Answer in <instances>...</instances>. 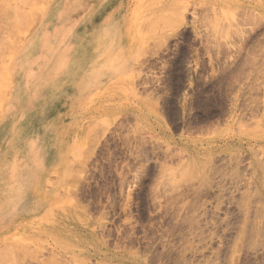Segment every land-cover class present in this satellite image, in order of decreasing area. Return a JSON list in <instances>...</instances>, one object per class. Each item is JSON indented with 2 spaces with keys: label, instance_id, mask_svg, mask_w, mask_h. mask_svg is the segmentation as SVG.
Listing matches in <instances>:
<instances>
[{
  "label": "rangeland",
  "instance_id": "374dc122",
  "mask_svg": "<svg viewBox=\"0 0 264 264\" xmlns=\"http://www.w3.org/2000/svg\"><path fill=\"white\" fill-rule=\"evenodd\" d=\"M9 3L0 264H264V0Z\"/></svg>",
  "mask_w": 264,
  "mask_h": 264
},
{
  "label": "bare ground",
  "instance_id": "6f19581e",
  "mask_svg": "<svg viewBox=\"0 0 264 264\" xmlns=\"http://www.w3.org/2000/svg\"><path fill=\"white\" fill-rule=\"evenodd\" d=\"M9 2H10V0H0V9H5L7 6H10ZM6 9H22V8L16 7V8H6ZM3 14H4V16L2 18L0 17V26L2 29L0 32V83H2L0 85V107H2V104H1L2 100L4 103L5 100L8 99L7 89L2 87L4 81L7 77L5 74L8 71L6 68V66H7L6 65V59H7V56L10 54V52L13 51L14 48L16 47V46H14V41H17L19 39V37L24 33V28L22 29L21 26H23L22 21L24 23L26 21L25 13L21 12V11H17V10L12 11V12L5 11ZM19 26H20V30H19ZM29 49H30L29 45L28 46L24 45L23 52H28ZM5 111H6V108L4 107L3 112H5ZM2 123H3V120H1L0 125ZM50 129L52 130V132H50L49 137L52 136V140H55V138H56V127L51 126ZM20 172H21V181H22L23 178H27V177H25L26 171L22 169ZM24 181H26V179ZM249 229H252V228H249ZM247 231H248V229H247ZM252 235L253 234H250V237ZM259 237H260V235H259ZM250 240H251V238H250ZM262 242H264V241L262 240Z\"/></svg>",
  "mask_w": 264,
  "mask_h": 264
},
{
  "label": "clouds",
  "instance_id": "9594fccd",
  "mask_svg": "<svg viewBox=\"0 0 264 264\" xmlns=\"http://www.w3.org/2000/svg\"><path fill=\"white\" fill-rule=\"evenodd\" d=\"M40 146L39 142L36 141L35 143V148H31L29 145H27V142L25 144V152L27 156L33 161V163H38L39 158H40ZM26 181H22L20 184H18L15 188V198L9 202L10 207H19L23 204L24 202V197H25V186H26Z\"/></svg>",
  "mask_w": 264,
  "mask_h": 264
}]
</instances>
